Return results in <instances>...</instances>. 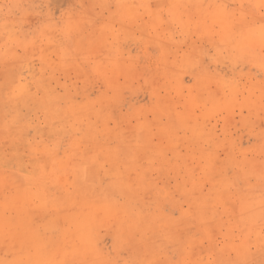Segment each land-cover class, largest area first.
<instances>
[{
  "label": "rangeland",
  "instance_id": "374dc122",
  "mask_svg": "<svg viewBox=\"0 0 264 264\" xmlns=\"http://www.w3.org/2000/svg\"><path fill=\"white\" fill-rule=\"evenodd\" d=\"M0 264H264V0H0Z\"/></svg>",
  "mask_w": 264,
  "mask_h": 264
}]
</instances>
